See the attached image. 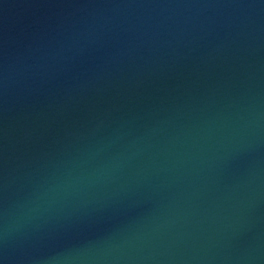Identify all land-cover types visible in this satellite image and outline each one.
Masks as SVG:
<instances>
[{
	"label": "water",
	"instance_id": "95a60500",
	"mask_svg": "<svg viewBox=\"0 0 264 264\" xmlns=\"http://www.w3.org/2000/svg\"><path fill=\"white\" fill-rule=\"evenodd\" d=\"M0 264H264V0H0Z\"/></svg>",
	"mask_w": 264,
	"mask_h": 264
}]
</instances>
